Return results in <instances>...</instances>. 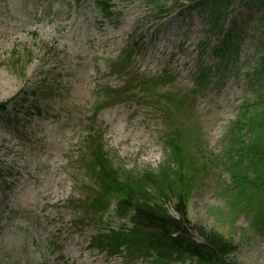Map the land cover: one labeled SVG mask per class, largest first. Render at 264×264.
I'll return each instance as SVG.
<instances>
[{"label": "rangeland", "instance_id": "1", "mask_svg": "<svg viewBox=\"0 0 264 264\" xmlns=\"http://www.w3.org/2000/svg\"><path fill=\"white\" fill-rule=\"evenodd\" d=\"M211 1L112 0L106 20L93 0H0V103L9 102L0 110V264H147L88 247L95 231L127 224L114 201L104 215L85 210L95 187L80 153L87 130L99 131L114 167L132 176L156 171L170 161L173 121L179 147L201 159L186 221L231 242L233 263L264 264V193L261 207L243 199L234 178L256 176L239 154L228 156L236 149L229 131L244 106L256 105V120L264 109V0H228L217 30L204 9ZM163 9L167 15L156 19ZM228 33L233 49L215 56ZM127 52L126 73L137 75L129 81L153 83L138 90L110 73L108 62ZM199 67L208 85L195 113L164 116L159 97L194 89ZM164 72L170 78L155 84ZM236 131L247 143L249 134Z\"/></svg>", "mask_w": 264, "mask_h": 264}, {"label": "trees", "instance_id": "2", "mask_svg": "<svg viewBox=\"0 0 264 264\" xmlns=\"http://www.w3.org/2000/svg\"><path fill=\"white\" fill-rule=\"evenodd\" d=\"M93 1L102 18L106 20L113 18L112 0ZM181 1L193 3L195 0H174V6H180ZM228 3H230L228 0L226 2L212 0L204 6L212 29L221 28L219 21L223 20V16L219 10H224ZM167 13L166 9H163L157 13L156 19ZM231 38L233 39L232 34L229 33L223 36V40L214 51L215 56H222L221 54L229 53V50L233 49L232 44L227 42L232 41ZM260 46H264L263 41L260 42ZM130 60L131 54L127 52L122 59L108 62L112 75L119 72L122 73L121 76L124 74L128 77L125 84L132 76H137L126 73L131 64ZM262 68L261 72H264V67ZM162 75L159 81L154 82L155 84L170 78L167 72ZM252 76H256V70L247 75L248 78ZM151 79L134 78L129 84L134 83L132 88L140 90L139 86L153 83V78ZM193 85L194 89L159 97L156 104L159 105L160 101L166 104L164 116H169L172 109L179 117L185 115V108L187 113L191 115L195 113L197 95L208 85L207 70L199 67ZM36 92L38 96L41 95L42 88H37ZM8 103H0V110H4ZM99 109L96 107L97 111ZM35 111L38 113L39 110L36 108ZM95 117L96 112L93 113V118ZM258 118L256 120V105L246 104L242 115L229 131L231 143L236 145V149L231 147L228 156L237 153L242 156L238 155L243 164L244 161L247 162L246 170H250L256 177L250 179L245 173H239L234 182L237 183L238 192L243 199L247 197L249 203L261 207L257 199L264 193V173L256 172L254 158L256 157L255 160L264 168V109L258 114ZM92 121L91 118L90 125H94ZM173 129H175L173 133L166 139L170 161L165 162L156 171H146L140 176H132L129 172L114 167L105 151L102 133L87 130L79 159L82 167L88 171L95 190L88 199L85 210L92 215H104L114 201L116 218L126 221L127 224L95 231L94 235L89 237L88 247L108 258L122 257L129 263L144 261L147 264H182L189 261L194 264H236L230 260V256L236 251L231 242L214 230L202 226L193 227L186 221V208L191 194L196 189V181L199 180L198 175L193 174L192 170L198 167L201 159H196L188 150L179 147L180 136L175 132L179 128L174 121ZM238 129L249 134L247 143L242 141L240 135H235ZM175 165L182 170L180 173L173 171ZM204 168H200V171L205 170ZM168 204L173 207L171 212L166 207ZM191 230L197 232L201 239L200 243L192 238Z\"/></svg>", "mask_w": 264, "mask_h": 264}]
</instances>
